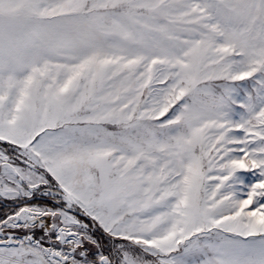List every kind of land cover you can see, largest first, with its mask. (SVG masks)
<instances>
[{
	"label": "snow or ice",
	"instance_id": "1",
	"mask_svg": "<svg viewBox=\"0 0 264 264\" xmlns=\"http://www.w3.org/2000/svg\"><path fill=\"white\" fill-rule=\"evenodd\" d=\"M0 264H264V0H0Z\"/></svg>",
	"mask_w": 264,
	"mask_h": 264
}]
</instances>
